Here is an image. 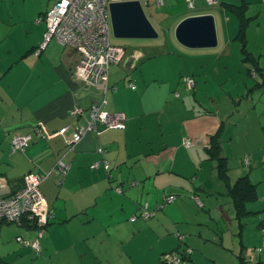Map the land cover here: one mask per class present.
Returning <instances> with one entry per match:
<instances>
[{
	"label": "crops",
	"instance_id": "obj_1",
	"mask_svg": "<svg viewBox=\"0 0 264 264\" xmlns=\"http://www.w3.org/2000/svg\"><path fill=\"white\" fill-rule=\"evenodd\" d=\"M56 1L0 0V191L11 194L23 187L27 174L48 173L41 190L54 211L43 226H31L25 219L3 223L0 264H111L115 253L127 264H139L143 255L158 262L164 252L180 247V234L193 235L187 226L190 215L199 226L205 221L208 225V218L215 222L213 231L219 234L213 242L218 240L234 257L227 264H235V259L242 264L241 256L250 264L255 255L253 263L264 264V249L255 251L262 245L249 247L252 242L264 244V219L259 215L264 210L259 204L264 175L256 179L259 169L264 172L260 153L264 133H255L252 121L262 128L264 0H219L214 6L194 0L189 11L182 6L185 0L156 1L157 10L148 9L149 16L164 28L168 25L169 31L155 44L129 51L123 46L124 57L109 69L103 108L123 112L125 128L104 129L99 123V131L88 132L75 147L66 139L79 125L88 124L90 107L101 94L76 82L74 69L80 59L76 49L51 41L35 54L46 31L42 17ZM227 4L242 6L247 22L241 34L240 15ZM200 14L214 15L216 47L189 48L176 37L181 20ZM189 77L195 79L193 88L187 85ZM201 89L208 93L201 95ZM244 102L245 114L238 125L245 130L244 138L253 132L258 140L239 148L234 146L235 136H229L223 153L229 164L241 154L254 157V165L251 160L230 164V173L232 169L240 176L248 173L257 184L258 200L249 204L257 214L250 216L259 221L252 233L248 223L239 224L209 154L211 135L228 116L223 108L235 110ZM65 126L68 133L58 134ZM27 134L33 139L26 150L12 152V138ZM185 138L191 139V146L184 145ZM60 160L68 165L67 172L59 169ZM95 162L100 165L94 168ZM238 175L230 174L231 181ZM171 193L176 199L157 210ZM144 207L156 209V215L132 220ZM12 224L19 228L11 229ZM196 232L203 235L202 229ZM19 237L39 241V250ZM190 261L219 264L195 248Z\"/></svg>",
	"mask_w": 264,
	"mask_h": 264
},
{
	"label": "built area",
	"instance_id": "obj_2",
	"mask_svg": "<svg viewBox=\"0 0 264 264\" xmlns=\"http://www.w3.org/2000/svg\"><path fill=\"white\" fill-rule=\"evenodd\" d=\"M127 0H58L48 9L42 19L46 22L43 41L35 50L39 55L51 42L56 41L62 47L74 48L80 53V59L74 69V78L81 86L94 87L101 94V99L90 107V118L87 125H79L66 141L71 147L81 141L92 130L99 131L98 124L104 129H124L126 116L120 111H108L103 108L105 96L109 88V69L118 63L125 55V48L113 44L111 41L110 4ZM161 3L162 0H156ZM209 6L218 4L219 0H205ZM189 7L194 6V0H186ZM187 85L193 87L195 80L187 78ZM69 126L61 128L57 133L66 135ZM43 136L44 133L39 130ZM32 136L15 135L11 140L12 152L24 151L30 145ZM185 146H191L190 138L184 139ZM103 152V147L98 148ZM95 162L92 167H97ZM108 166L107 163H105ZM59 169L67 172L68 165L62 160ZM48 177V173H29L24 177V185L20 190L0 196V227L5 222L20 223L26 217L39 225H46L53 217L54 211L49 206L42 190L41 183ZM175 196H169L166 201H172ZM141 212L145 219L153 215V211L145 207ZM137 216H133L135 220ZM20 241L32 245L39 250V241L28 242L19 237ZM262 248L257 249L261 252ZM165 260L178 264L180 259L173 254H166Z\"/></svg>",
	"mask_w": 264,
	"mask_h": 264
},
{
	"label": "rangeland",
	"instance_id": "obj_3",
	"mask_svg": "<svg viewBox=\"0 0 264 264\" xmlns=\"http://www.w3.org/2000/svg\"><path fill=\"white\" fill-rule=\"evenodd\" d=\"M146 0H141V2L143 3V7H144V10L145 12L147 13L148 17L150 18V20L152 21L153 25L156 27V29L158 30L159 32V37L156 38V39H141V38H118L115 36L114 34V31H113V28H112V31H111V41L113 44H117V45H121V46H124L126 48L127 51L129 50H132L134 48H141L143 46H146V45H149V44H155L157 41H160L161 39H163V36H164V31H169L168 29V25L164 28L162 26H160L159 24H156L152 17L149 16V13H148V9H153L154 10H157V2L156 0H149V3L145 2ZM184 8L186 10H190L189 6H188V3L187 2H183V5ZM162 14V13H160ZM165 23V22H164ZM54 41V40H53ZM56 42V41H55ZM202 50H206V51H210L209 49H202ZM264 92V89H261L260 90V93H261V96ZM208 92H205L204 90H200V94L201 95H204ZM263 98H264V95H263ZM203 101L205 103H207V99H203ZM244 105H245V102L243 103V105H241L240 107L236 108L235 110H232L233 108L229 106L228 107H225L223 108V111L222 113L223 114H227L228 113V116L225 118L226 120V134L227 136H235V139H234V146L235 147H246L248 144H251L253 141H257L258 140V137L257 136H254L253 132L250 133V136H249V139L248 138H244L245 136V130L242 126L238 125V121L242 119V115H244L245 113V108H244ZM213 110H218V108H213ZM232 110V111H231ZM251 110V108H250ZM250 120H252V117H249ZM254 122L253 124V128L255 129V133L256 132H259V136H261L264 132H263V127H264V118L262 117L261 118V126L262 128L260 127V129L258 130V125H257V121L256 119L255 120H252ZM244 126V125H243ZM260 153L261 154H264V149H261L260 150ZM246 159H248L249 161L251 160L252 161V164L254 165V157L252 154H244V155H240V158L239 157H234L233 159H230V164L231 166H235V165H239V162L241 163L242 162H246ZM237 163V164H236ZM246 164V163H245ZM243 168L249 170L248 168H246V166H242ZM251 171V170H249ZM231 176L232 177H237V170H234L232 169L231 170ZM264 175V172L262 173L261 172V169H259L257 171V176H256V179H259L261 177H263ZM240 175H238L239 177ZM264 193V184L262 185V188L260 189L259 188V204L260 206L263 208L264 207V194L262 196L261 192ZM257 215V214H256ZM256 215H252L250 217H248L246 219V223L249 224V229L248 231L250 230V232L252 233V228L255 230H257V223L259 222L258 219L256 218ZM261 215V218L264 219V210L261 211V213L259 214ZM189 218V224H187L188 226V229H190L191 232H193V235H190V233H187L185 236V245L188 246L190 245V248H195V249H201L206 255H209L211 257H215V259L217 260V262L219 264H227V261H228V258L231 257V259L234 260V257L233 254H231L229 251H226L225 249H223V247L221 246V244L219 243L218 240H216V244L213 242V238L216 237V234H219L218 232H215L213 231V225L215 224V222L212 220L210 221L209 218H208V225H206V221L203 222L204 225L203 226H199L197 223L195 222H192V221H195L193 220L194 218H192V216H188ZM139 219H142V218H139ZM144 221V219H142ZM223 224V222H222ZM216 225V224H215ZM224 225V224H223ZM222 225V228L224 230V227ZM8 226V225H7ZM9 227H11V229H16V228H19L17 227L16 224H12V225H9ZM199 229H202V236H200L196 231H198ZM176 234H178V232H176ZM246 236H249V235H246ZM28 237H26L27 239ZM192 238H193V241H194V244L197 245V244H200L202 243L203 244V247L201 248H198L196 247L195 245L192 244ZM237 238V237H236ZM247 238L246 237V242L248 243L247 241ZM191 239V241H190ZM15 242V239H11ZM238 240V238H237ZM13 241H11L10 243H12ZM260 243V244H259ZM259 243H256V242H252L251 246L249 245V247H251V249L254 247V246H261L262 249H264V244L262 242H259ZM225 245V244H224ZM248 245V244H246ZM226 247V246H225ZM259 248V247H258ZM198 251V250H195V252ZM38 252V251H37ZM253 252V251H251ZM40 253V252H38ZM255 253V251L253 252V254ZM255 255V254H254ZM136 259V257H135ZM235 264H239L238 263V260L235 259ZM257 256L255 255L254 259L251 260L252 262H257ZM161 257L160 259H158V262H154V261H150V259L147 257V256H141L140 258V262H136V263H139V264H161ZM142 262V263H141ZM213 262V261H212ZM42 264V262L40 263ZM44 264H47L46 262ZM111 264H127L122 258L121 256L119 255V253H115L113 258H112V263ZM163 264V263H162ZM183 264H193L192 261L190 262H184ZM201 264V263H200ZM252 264V263H250Z\"/></svg>",
	"mask_w": 264,
	"mask_h": 264
},
{
	"label": "trees",
	"instance_id": "obj_4",
	"mask_svg": "<svg viewBox=\"0 0 264 264\" xmlns=\"http://www.w3.org/2000/svg\"><path fill=\"white\" fill-rule=\"evenodd\" d=\"M227 5H229L233 9H236V12H238V14L240 15V18H241L240 34H241L242 31L245 29V25L247 22V18L244 12L242 11V6L233 5V4H227ZM194 6L192 8H194ZM244 52H245L244 58L246 59L250 58L249 51L246 47H244ZM262 85L264 86V82L262 83ZM226 138H229V136H227L226 134V122H223L222 125L218 128V130L214 134L211 135L209 154H210V157L215 160V163H216L215 168L217 171L218 179L222 180V182L227 188V194L231 198V202L235 209L236 218L238 219L239 224L244 227V225H246V219L251 214L253 213L256 214V212L250 209L249 204H252L256 200H258L257 184H255L251 180L250 175L248 173L239 176L234 182L231 181L229 158L223 153V142ZM248 161L249 160L246 159L245 163L248 164ZM99 165L100 163L98 164V166ZM171 195L175 196V198L172 201H166V198ZM175 199H176V194L171 193V194L165 195L163 201L161 202L160 206H158L157 210L164 209L165 206L173 202ZM149 210L154 212L150 218L145 219L144 217H142L141 213L140 215L137 216V218L149 220L152 217H154L157 213V210L156 209H149ZM25 220H27V222H29L31 226H39V224H37L36 222H33L31 219L27 217L25 218ZM262 234L264 236V226L262 227ZM182 235L183 234L179 235V240L181 244L177 250L164 252L161 255V260L163 264H175V263H169L168 261L165 260L166 254H173V255L178 256L180 259V262L178 264H183L185 261L190 260V255L191 253H193V248H190V246L185 245L186 243L184 242V236ZM257 249L258 247L255 250L256 252H257ZM240 258H241L242 264H247V260L243 256H241Z\"/></svg>",
	"mask_w": 264,
	"mask_h": 264
},
{
	"label": "water",
	"instance_id": "obj_5",
	"mask_svg": "<svg viewBox=\"0 0 264 264\" xmlns=\"http://www.w3.org/2000/svg\"><path fill=\"white\" fill-rule=\"evenodd\" d=\"M110 18L114 34L118 38L159 37V32L146 14L141 0L111 3ZM176 37L180 43L189 48L216 47L218 38L214 15L200 14L184 18L176 28ZM6 194L10 193L0 191V196Z\"/></svg>",
	"mask_w": 264,
	"mask_h": 264
}]
</instances>
